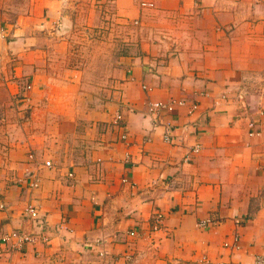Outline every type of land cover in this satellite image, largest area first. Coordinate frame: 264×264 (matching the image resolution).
Instances as JSON below:
<instances>
[{
  "label": "crops",
  "instance_id": "1",
  "mask_svg": "<svg viewBox=\"0 0 264 264\" xmlns=\"http://www.w3.org/2000/svg\"><path fill=\"white\" fill-rule=\"evenodd\" d=\"M98 2L139 26L141 46L122 106L88 132L73 111L49 114L71 101L48 94L53 68H9L1 35L0 264H252L264 255V0ZM64 5L42 0L45 24ZM171 99L187 105L154 123L148 104ZM28 206L40 219L26 221ZM13 231L31 237L23 251L1 241Z\"/></svg>",
  "mask_w": 264,
  "mask_h": 264
},
{
  "label": "rangeland",
  "instance_id": "2",
  "mask_svg": "<svg viewBox=\"0 0 264 264\" xmlns=\"http://www.w3.org/2000/svg\"><path fill=\"white\" fill-rule=\"evenodd\" d=\"M64 4L65 14L47 25L42 0H0V38L13 44L9 68H53L48 94L71 101L52 104L49 114L73 111L78 129L88 132L104 123L97 118L122 106L127 82L135 77L126 58L141 46L140 28L118 21L98 0Z\"/></svg>",
  "mask_w": 264,
  "mask_h": 264
},
{
  "label": "built area",
  "instance_id": "3",
  "mask_svg": "<svg viewBox=\"0 0 264 264\" xmlns=\"http://www.w3.org/2000/svg\"><path fill=\"white\" fill-rule=\"evenodd\" d=\"M141 5L143 7L153 6L152 3L146 2V1H142ZM143 87H144V89H147L146 86H143ZM186 105H187L186 101L177 100V99H171V100L166 101V102H164V101H152L147 106V113L153 119L154 123H159V121L161 120V117L164 114L172 113L175 110H177L178 108L186 106ZM197 109H198V104L193 102V104H191V106L189 108V113H193ZM121 121H122V114L119 113L116 116V123H117V125L119 124L122 128H124V125H121ZM249 128H250V133L249 134L251 136L259 133L256 130V122H251L249 124ZM126 137H127L126 131L124 130L122 135H121V138L123 140H125ZM163 141L166 142V143H172L174 141L171 127L168 126V125H166L165 128H164ZM201 148L202 147H201L200 143H195L194 147L191 148L189 154L185 157L184 161L185 162H190L191 157L192 156L194 157V155L199 154V152L201 151ZM28 161L29 162H36L35 155L33 153H30L28 155ZM44 165L47 166V167H51V162L50 161H46L44 163ZM70 176H72V175H70ZM26 178L30 180L29 183H30V187L31 188H38L39 179L34 173L27 172L26 173ZM123 182H126V179H124ZM22 213H23L22 214L23 217L27 218L26 221H28V220L36 221V220L40 219L38 210L35 207H33V206L26 207L23 210ZM241 223H242L241 219L237 220V224L238 225H240ZM213 225H214V223L210 219L201 220L199 222V226L202 227V228L211 227ZM131 235H134V232H131ZM238 239H239L238 236L234 237V240L236 242V246H238L237 245ZM1 241L3 243H5V244L10 243L12 250L19 252V251H23L25 246L28 243H30L32 240H31V237L27 233H25L23 231H13V232H10V233L6 234L1 239ZM252 264H264V255L255 256L254 261H253Z\"/></svg>",
  "mask_w": 264,
  "mask_h": 264
}]
</instances>
